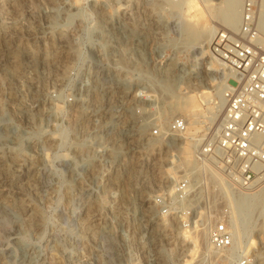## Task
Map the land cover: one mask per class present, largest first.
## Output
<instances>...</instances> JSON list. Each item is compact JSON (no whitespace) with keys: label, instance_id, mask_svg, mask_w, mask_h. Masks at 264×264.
Here are the masks:
<instances>
[{"label":"rangeland","instance_id":"374dc122","mask_svg":"<svg viewBox=\"0 0 264 264\" xmlns=\"http://www.w3.org/2000/svg\"><path fill=\"white\" fill-rule=\"evenodd\" d=\"M213 3L186 16L189 29L227 28L213 14L223 12L228 0ZM169 4L0 0V264H207L206 239L196 255L184 234L201 227L191 221L185 228L183 218L165 216L154 205L155 195L172 184L170 171L179 158L194 159L193 138L210 137L215 122L207 119L209 107L224 85L210 42L193 51L207 34L198 32L192 42L180 35V18ZM164 67L166 75L160 73ZM141 72L152 82L139 77ZM155 75L165 79L166 89L153 83ZM87 83L97 86L89 93ZM146 92L151 97L141 99ZM185 92L197 115L158 116L172 96L182 101ZM110 110L121 121L112 135L120 140L122 156L110 160L107 150V159L97 158L88 140L86 147H73ZM141 115L154 118L143 134ZM178 116L191 121L192 137L147 140L151 129L167 127ZM102 128L104 135L108 130ZM203 187L199 200L217 210L234 202L207 178ZM259 200L263 215L264 196ZM208 213L199 208L195 217L209 219ZM248 232L264 264V226Z\"/></svg>","mask_w":264,"mask_h":264},{"label":"built area","instance_id":"2783aa9c","mask_svg":"<svg viewBox=\"0 0 264 264\" xmlns=\"http://www.w3.org/2000/svg\"><path fill=\"white\" fill-rule=\"evenodd\" d=\"M170 1L180 3L183 0ZM242 2L239 28L218 30L210 44V56L227 72L222 74L227 76V84L222 91L224 105L215 133L203 140L193 138L198 173L189 177L182 171V175L173 179L172 184L154 199L158 212L183 218L185 228L191 226V221L193 225L203 222V218L195 217L199 208L209 211L205 217L209 216L210 253L206 261L210 264H260L262 260L258 250L251 249L248 229L256 227L260 231L264 226V214L257 205L259 198L264 196V30L259 22L261 0ZM141 99L147 100L146 95ZM99 119L88 128L89 132H93ZM188 132V119L178 116L169 122L166 130L156 127L150 130L149 136H182L185 139ZM95 134L89 141L90 146L97 152V158L107 159L102 138ZM101 168L99 164L96 166L97 171H102ZM203 178L215 182L217 193L231 196L234 202L223 204L217 210L204 200L200 201L199 197L205 195ZM195 196L198 198L190 204ZM234 221L242 230L238 235L233 230Z\"/></svg>","mask_w":264,"mask_h":264},{"label":"bare ground","instance_id":"6f19581e","mask_svg":"<svg viewBox=\"0 0 264 264\" xmlns=\"http://www.w3.org/2000/svg\"><path fill=\"white\" fill-rule=\"evenodd\" d=\"M170 1V0H169ZM171 4L170 7L172 8V10L176 13V15L180 18V22L176 25V28L178 29V32L180 33V35H185L186 39H188L189 42H192V38H194V36H197L198 35V32L196 29H189V23L187 22V15L190 16V15H193L195 14L194 13V9L198 6H200V4H204L205 6H211L213 5V0H183L182 2L180 3H173L170 1ZM242 5H243V2L242 0H228V4H227V8L221 12V13H215L213 14V17L218 20L219 22H221L224 26H226L228 29H231V30H237L240 26V23H241V13H242ZM259 17H260V26L263 28L264 30V0H261L260 4H259ZM202 26V25H201ZM209 26V25H208ZM199 29V28H198ZM218 30H221V29H218L216 26H211L209 28H202L201 31L199 32L200 35H206L208 36V39L206 40H202L200 42V44L198 46H192L193 47V51L195 53H198L197 52V49L203 47V44L205 42H210L211 44V41H212V38L214 36V34L218 31ZM116 40V39H115ZM118 41V39H117ZM181 43H183L181 41ZM123 45V44H122ZM104 47V46H103ZM140 50V49H138ZM209 51H210V46H209ZM212 57V56H211ZM213 58V57H212ZM214 59V58H213ZM214 61H216V63L219 64V62L217 60L214 59ZM220 65V64H219ZM170 67V66H169ZM221 67V66H220ZM163 68V67H162ZM161 68V69H162ZM166 67H164V69L161 70L160 73H162L163 75H166L167 72H169V70L165 69ZM222 69V67H221ZM182 70H184V73H188V70L186 68V66H183L182 67ZM156 71V70H155ZM226 73V71H224L222 69V73ZM150 73V72H149ZM183 73V74H184ZM139 77L141 78H144L146 79V81L148 83L152 82L151 81V77L150 75L146 73H139L138 74ZM154 75V74H153ZM152 75V76H153ZM173 75V74H172ZM175 75V74H174ZM166 77V76H165ZM168 77V76H167ZM175 77H177V75H175ZM182 76L179 77L178 75V79L181 78ZM196 78V76H193ZM174 79V78H173ZM176 79V78H175ZM174 79V80H175ZM224 80V85H222L223 87H219V91L218 93L216 92L215 95H216V98H217V102L216 104L213 106V107H209V116H207V119L210 120V122L212 124H214L212 130H211V135H213L218 127V119L220 117V113H221V110L223 108V105H224V101L222 99V91L223 89L225 88L226 84H227V76L223 78ZM155 84H159L165 88L167 85L164 84L165 82V79L162 81V79H157L156 78V75H155V80H153ZM171 81V80H170ZM180 81V80H179ZM184 81V80H183ZM94 82H97L94 81ZM163 82V84H162ZM89 86L87 87V91L89 92V90L94 87L97 86V84L95 83L93 86L91 83H87ZM223 84V83H222ZM86 84H83L82 86H85ZM152 85V84H151ZM168 85H169V82H168ZM177 85V84H176ZM82 86L79 88V91H78V94H79V97H81V89H82ZM157 88V86H155ZM154 87V88H155ZM160 87V86H159ZM171 87V86H170ZM90 88V89H89ZM167 88V87H166ZM165 88V89H166ZM162 89V88H161ZM159 88V90H161ZM175 89V88H174ZM158 90V89H157ZM156 90V91H157ZM173 91V89H171ZM177 90V89H176ZM92 91V89H91ZM162 92V91H161ZM167 92V91H165ZM170 92V91H169ZM206 91H202V93H204ZM90 93V92H89ZM154 93V92H153ZM159 93V92H157ZM164 93V91L162 92ZM142 94V93H141ZM147 94V95H146ZM146 99H149L151 97V94L146 92ZM161 94V93H160ZM159 94V95H160ZM187 93L185 92V96L183 99H186V100H183L182 101H172V97L170 99V101L167 103V104H164L162 106V109H160V111L158 112V116L165 118V116L167 115V111L168 112H171L172 114L174 113H179V114H185V115H197V113L195 112L196 109H195V102H194V99L190 98V97H187L186 96ZM144 101V100H143ZM207 101H209V99L207 98ZM146 103V102H145ZM171 114V115H172ZM169 116V115H168ZM152 117V116H151ZM167 117V116H166ZM185 117V116H184ZM80 119H85V118H80ZM78 120L76 122V124H74V126L72 127V132L74 134H77L78 133V130H79V124L81 122V120ZM153 120L154 118H150L149 115H144L140 120L139 122H141V124L139 125V133L140 134H143L146 132L147 129V124H149L150 120ZM188 119V118H187ZM100 120V119H99ZM196 120H194L193 122H195ZM120 118L118 117H114L112 115V110L109 111V115L105 117V120H100L99 123L95 126L93 132H89L87 130L86 134H85V137L82 138V139H76L75 138V142L73 143V147H78V148H82V147H86L85 145H87V140H88V143H89V138H93L94 137V133L95 136L97 137H100L102 138V145L104 146V150L105 152H107V150H110V155L108 156L110 160H115L117 159L119 156H122L121 153H122V146L121 144L119 143L120 140H115L114 138V133L115 132V127L120 123ZM152 122V121H151ZM188 123L191 124V121L188 119ZM110 124V129L108 130L107 133H105L104 135L101 134V128L103 127V125H108ZM167 127L165 126H162V129L163 130H166ZM189 136L191 135L190 134V130H189ZM113 134V135H112ZM172 137H176V138H182V136H172ZM186 137V136H185ZM149 141H153L154 143H156V138L155 137H151L149 136V138L147 139ZM187 148H183V151L184 152H187L186 151ZM91 149H88L87 151V155H86V164L90 165L92 160H93V155L91 154ZM180 160L178 162H176L174 164V166L171 168V171H170V174L172 175V179H176L178 177H180L182 174H179V172L183 171V175H187V176H196L197 173H198V167L197 165L195 164V161L194 159L191 158V156H188V155H185V156H182L179 158ZM129 174V173H128ZM127 174V175H128ZM118 176V175H117ZM114 178V177H113ZM128 178V177H127ZM120 179V178H119ZM115 183V182H114ZM124 189V187H123ZM123 192V191H122ZM198 197L195 196L194 198L191 199L190 201V204L193 203L194 201H196ZM6 199V198H5ZM4 199V200H5ZM263 200V199H262ZM24 205V204H23ZM6 206V205H5ZM20 206V205H19ZM11 207V206H10ZM21 208V207H20ZM26 208V206H25ZM13 211V210H12ZM31 215V214H30ZM34 216V215H33ZM36 222V221H35ZM204 222H207L209 223V219H205L203 220L202 223L198 224V225H193V226H198V227H201L200 229H191V230H187V233H184L185 234V237L188 238L190 240V242L193 244V248H195V252H196V255H197V251H199V247L201 248V245H200V242H201V239L205 238L206 239V249L208 252L207 254V257L210 253V246H209V243H208V231H209V228L204 226L203 223ZM32 226V225H31ZM203 226V227H202ZM233 230L235 231V234L238 235L240 234L241 230L239 229L238 227V224L236 221H234L233 223ZM253 235L249 234V237H248V240H249V243H250V246L255 242V239L252 238ZM152 238H153V235L151 236V241H152ZM261 239V236L259 237ZM203 241V240H202ZM198 250H197V249ZM197 250V251H196ZM202 251V249H201ZM207 264H210L209 261H207Z\"/></svg>","mask_w":264,"mask_h":264}]
</instances>
